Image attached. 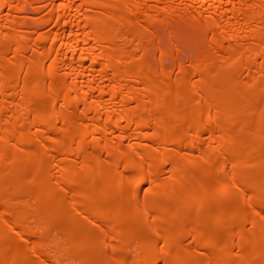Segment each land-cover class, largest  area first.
Wrapping results in <instances>:
<instances>
[{"label":"bare ground","instance_id":"bare-ground-1","mask_svg":"<svg viewBox=\"0 0 264 264\" xmlns=\"http://www.w3.org/2000/svg\"><path fill=\"white\" fill-rule=\"evenodd\" d=\"M0 264H264V0H0Z\"/></svg>","mask_w":264,"mask_h":264}]
</instances>
